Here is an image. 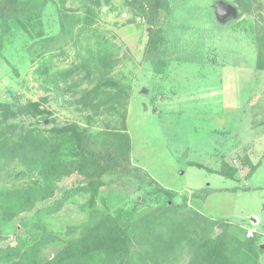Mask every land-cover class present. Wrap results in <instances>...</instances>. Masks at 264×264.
<instances>
[{
	"label": "rangeland",
	"instance_id": "rangeland-1",
	"mask_svg": "<svg viewBox=\"0 0 264 264\" xmlns=\"http://www.w3.org/2000/svg\"><path fill=\"white\" fill-rule=\"evenodd\" d=\"M41 1L33 25L12 21L4 32L0 18V103L43 100L44 110L39 117L0 113V127L15 128L10 139L78 125L87 148L99 150L125 149L128 136L132 164L173 191L177 205L233 223L264 250V71L254 40L264 7L239 16L225 8L237 9L236 0H168L149 26L125 0ZM109 79L122 88L103 85ZM64 151L74 162L82 153L75 144ZM227 167L238 170L234 178L223 175ZM41 177L20 157L11 163L0 153V188ZM116 178L104 176L94 193L101 213L125 220L169 203L143 172ZM83 186L79 173L63 176L54 198L0 225V245L36 236L39 258H54L92 219L93 192H75ZM199 190L211 193L193 198Z\"/></svg>",
	"mask_w": 264,
	"mask_h": 264
},
{
	"label": "trees",
	"instance_id": "trees-1",
	"mask_svg": "<svg viewBox=\"0 0 264 264\" xmlns=\"http://www.w3.org/2000/svg\"><path fill=\"white\" fill-rule=\"evenodd\" d=\"M239 16L256 15L263 9V0H236ZM134 11L140 13L149 26H156L161 12L167 8L168 0H125ZM46 6L41 0H0V18L4 32L10 23H22L26 19L30 25L33 9ZM40 10V9H39ZM40 10V11H41ZM260 17V14H259ZM28 29V28H27ZM29 32V30H28ZM155 32L151 34V37ZM62 36L58 38L61 39ZM51 37L47 41H54ZM254 40L257 50V69L264 71V23L256 19ZM111 88H122L115 80L104 82ZM99 91L97 87L94 93ZM98 95V94H96ZM42 101H29L26 104L0 103V113L8 119L17 114L39 117L44 113ZM15 128L0 127V153L8 162L15 163L20 157L25 164L39 171L41 178L26 187L0 188V225L10 222L24 211L32 210L38 202L54 198L58 181L66 175L79 173L84 186L75 192L92 191L89 205L91 220L81 227L78 235L69 238L65 246L49 260L39 258V245L33 236L21 240L16 246L0 245V263L3 264H259L264 252L256 237H247L240 228L231 222L212 219L187 203L177 205L174 193L162 187L148 172L141 171L132 164L130 140L124 148H87L86 131L78 125L51 128L50 136L37 129L22 135L21 144L10 139ZM77 145L82 153L80 159H63L67 156L64 146ZM27 161V162H26ZM72 164H74L72 166ZM133 171L143 172L152 185L169 197V203L160 208H147L123 220L119 216L104 214L96 207L94 194L103 185V177L116 174L122 183ZM238 170L227 167L223 175L234 178ZM115 180V181H117ZM114 183V180L112 182ZM246 190H249L248 188ZM231 191H237L236 188ZM211 191L199 190L193 198L205 200ZM42 211V210H41ZM217 229H221L217 233ZM46 241V240H45Z\"/></svg>",
	"mask_w": 264,
	"mask_h": 264
},
{
	"label": "water",
	"instance_id": "water-1",
	"mask_svg": "<svg viewBox=\"0 0 264 264\" xmlns=\"http://www.w3.org/2000/svg\"><path fill=\"white\" fill-rule=\"evenodd\" d=\"M225 8L228 10V11H231L233 14H235L237 12V9L236 8H233L229 5H225Z\"/></svg>",
	"mask_w": 264,
	"mask_h": 264
}]
</instances>
